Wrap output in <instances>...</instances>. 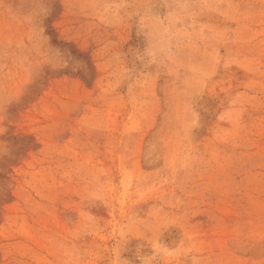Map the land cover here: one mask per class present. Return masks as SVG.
I'll return each instance as SVG.
<instances>
[{"label": "rangeland", "instance_id": "1", "mask_svg": "<svg viewBox=\"0 0 264 264\" xmlns=\"http://www.w3.org/2000/svg\"><path fill=\"white\" fill-rule=\"evenodd\" d=\"M0 264H264V0H0Z\"/></svg>", "mask_w": 264, "mask_h": 264}]
</instances>
